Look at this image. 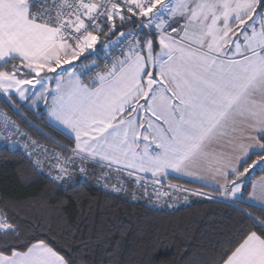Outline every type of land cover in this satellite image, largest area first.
<instances>
[{
	"label": "snow or ice",
	"instance_id": "1",
	"mask_svg": "<svg viewBox=\"0 0 264 264\" xmlns=\"http://www.w3.org/2000/svg\"><path fill=\"white\" fill-rule=\"evenodd\" d=\"M125 24L137 30L119 32L121 56L90 82L63 67ZM0 95L42 100L74 138L71 156L54 157L53 180L79 158L134 177L145 195L170 172L211 182L209 192L170 187L223 197L241 216L219 264H264V0H0ZM0 123L26 135L6 113ZM0 238V264H69L6 212Z\"/></svg>",
	"mask_w": 264,
	"mask_h": 264
},
{
	"label": "trees",
	"instance_id": "2",
	"mask_svg": "<svg viewBox=\"0 0 264 264\" xmlns=\"http://www.w3.org/2000/svg\"><path fill=\"white\" fill-rule=\"evenodd\" d=\"M135 26L125 24L107 39L101 35L96 52L83 59L99 60L104 42ZM15 107L17 111L6 108L32 137L74 148V140L51 126L41 109L32 111L26 103ZM246 159L251 163L257 156ZM250 173V178L262 174L259 165ZM251 211L259 214V209ZM0 212L19 223L26 240L44 239L69 264H219L242 222L231 201L194 198L175 211L154 210L144 201L102 191L89 181L55 183L21 153L6 149L0 150Z\"/></svg>",
	"mask_w": 264,
	"mask_h": 264
},
{
	"label": "built area",
	"instance_id": "3",
	"mask_svg": "<svg viewBox=\"0 0 264 264\" xmlns=\"http://www.w3.org/2000/svg\"><path fill=\"white\" fill-rule=\"evenodd\" d=\"M136 30L137 28L135 26L134 28L125 31V33ZM118 38L119 36L117 39ZM121 47H126V43L124 45L116 46H114L113 43L106 49L103 46L101 55H99V60H97L95 63L85 65L79 70V76L81 79H94L97 72L102 71L107 64L112 62L113 57L121 56ZM8 106L11 108V110L17 111L16 107L7 98H5L3 95H0V112L6 113L11 120L15 121L16 124L20 126L21 131L26 133V135H16L14 134V129L12 132H9L5 130L2 126V123H0V150L6 149L11 152L21 153L40 173L48 177L51 181L55 183H62L74 179L89 181L96 188L101 189L102 191L125 195L134 202L144 201L150 209L154 210L175 211L182 207L188 206L191 203L190 199L186 196L179 197L176 194V189L170 188L169 184L164 181L155 185L147 183L146 186L148 194L145 195V189L137 185L134 177H129L124 172H117L112 169L101 167L99 163H82L79 158H73L65 165L68 169V174L63 180H53L52 176L58 174V169L54 167L56 164L54 157L61 153L63 156H71V149H64L62 147H58L57 145L50 144L46 141L32 137L28 129L24 128L18 123L17 120L13 118V116L10 114V111L6 108ZM29 137L31 139H29ZM32 140L36 141V148L31 146ZM25 143L29 145L28 148H25ZM29 153H31V155H29ZM38 161L39 163H37ZM81 167H84L86 171L82 173L80 170ZM49 173H51V175H49ZM149 178L150 177L145 176V180L141 181V183H146ZM121 184H123L121 191L112 190L113 187L121 188ZM105 185H107V187H105ZM157 189L159 192L168 193V195L158 196L156 191ZM186 193L189 194V192ZM169 205H171V207Z\"/></svg>",
	"mask_w": 264,
	"mask_h": 264
},
{
	"label": "crops",
	"instance_id": "4",
	"mask_svg": "<svg viewBox=\"0 0 264 264\" xmlns=\"http://www.w3.org/2000/svg\"><path fill=\"white\" fill-rule=\"evenodd\" d=\"M87 54H90L89 52H86L84 54V56H86ZM82 56L79 60L73 62L72 65H64L65 68H67L69 71H75V73L77 75H79V70L84 67L85 65H89V64H92V63H95L97 62V58H94V59H90V60H85L83 59ZM62 71V70H61ZM60 71V72H61ZM52 73L48 74V75H51ZM51 88H55V83L54 82H50V85H49ZM13 95H15V93H13ZM6 98V97H5ZM17 101L18 103H26L28 108L32 111H36L38 109H41L42 113L44 114V117L46 119V121L51 125L53 126L54 128L62 131L63 133H65L66 135H68L70 137V134L67 133V130L66 129H63L62 126L60 125H57L54 121H50L47 119V113H46V106L44 104V102L42 100L38 101L37 103H33L32 100H27V101H19V98L17 97ZM11 102V101H10ZM12 103V102H11ZM74 140L73 137H70ZM74 146H75V142H74ZM246 159V158H245ZM262 175V174H261ZM260 175L256 176L255 178H258ZM168 177H173V178H176V179H180V180H184V181H188L190 183H194V184H198V185H202V186H206L210 189L213 188V185L211 182H208V183H205L199 179H196V178H192V177H187V176H182V175H178L176 173H169L168 174ZM223 198V197H222ZM230 201V200H229Z\"/></svg>",
	"mask_w": 264,
	"mask_h": 264
},
{
	"label": "rangeland",
	"instance_id": "5",
	"mask_svg": "<svg viewBox=\"0 0 264 264\" xmlns=\"http://www.w3.org/2000/svg\"><path fill=\"white\" fill-rule=\"evenodd\" d=\"M165 2H167V0H165ZM117 38L113 39V40H109L108 42H104L103 43V46L104 48H108L110 45H112L114 43V41L116 40ZM100 42V40H99ZM98 42V43H99ZM157 49H158V45H157ZM97 50V45H96V48L95 50H89L88 52L89 53H95ZM99 55H101V52L99 53ZM65 68V66H63ZM62 69H57V73H59ZM52 76H55L56 74L52 73L51 74ZM91 80L90 79H87V80H83V82L85 83H88L90 82ZM141 175H144V176H147V177H150V173L149 174H141ZM169 178V177H168ZM166 182L170 185H178L182 188H186V189H190V190H197V191H204V192H209L211 191L212 189L206 187V186H202V185H198V184H194L193 185H188V184H183V183H179V182H175V181H171L169 179H161V182ZM172 188V187H170ZM176 194L179 196V197H182V196H186L187 198L190 199V201L192 202L194 198H201V199H205L203 197H200V196H197V195H190V194H187L186 191H177ZM213 195H215V193H213ZM206 200H210V199H206ZM211 200H224L222 197H216V199H211Z\"/></svg>",
	"mask_w": 264,
	"mask_h": 264
}]
</instances>
